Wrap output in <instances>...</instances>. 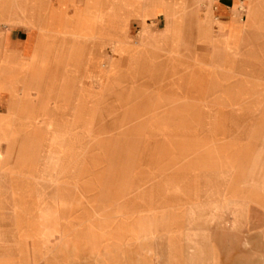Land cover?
Segmentation results:
<instances>
[{"label": "rangeland", "instance_id": "rangeland-1", "mask_svg": "<svg viewBox=\"0 0 264 264\" xmlns=\"http://www.w3.org/2000/svg\"><path fill=\"white\" fill-rule=\"evenodd\" d=\"M67 2L78 14L93 4L0 0V77L12 83L0 82V129L19 126V144L0 146V176L39 177L14 193L38 226L0 184V264H264V0L248 31L249 0L228 19L242 17L234 31L217 0H140L167 12L141 11L153 36L133 23L121 57L91 45L76 71L71 39L56 34ZM202 2L212 30L196 17ZM14 29L34 35L29 49L9 40Z\"/></svg>", "mask_w": 264, "mask_h": 264}, {"label": "crops", "instance_id": "crops-1", "mask_svg": "<svg viewBox=\"0 0 264 264\" xmlns=\"http://www.w3.org/2000/svg\"><path fill=\"white\" fill-rule=\"evenodd\" d=\"M140 0H92L93 4L90 7V12H84L83 14H78L72 11L71 8H73L70 5V2H67L60 5V11L57 10V32L56 34L64 35L66 38H70V60L72 65L75 66V68L72 71L77 70V66H79L80 60L87 58V56H90L89 47L92 45L99 46L102 49H105L107 47H111L114 49V54H117V57H121L120 53L123 52L124 44L122 42V39L124 37H130L131 36V27L133 23H138L141 25H144V23H148L146 18H141V11L142 6L139 2ZM166 2H174V1H180L182 0H165ZM250 7L246 10L247 11V20L245 21L244 27L248 31V27L250 23L252 22L253 18L255 17V13L257 11V2L259 0H249ZM215 8V14L220 19L223 20V26H227L229 24L232 25L231 31L237 30L238 28L243 27L241 24L240 19H242L241 16H238L240 19L234 22L228 20L231 18V14L238 13V11H243L246 9L244 5V0H217ZM235 7V9L233 8ZM89 9V8H88ZM87 9V11H88ZM202 9V10H201ZM93 10H96L95 12H92ZM194 11L196 12V17H203L204 15L208 16V19L210 21V28L212 30L214 22H213V14L211 8L204 4L202 2L199 6L194 8ZM137 14V18L133 15ZM144 14L147 15V17H151L150 21L154 19V21L158 20L159 17L167 18V12L163 15H160L158 12H144ZM235 17V16H234ZM135 18V20H133ZM100 20L102 31L101 34L106 36H98V21ZM231 22V23H230ZM109 23L114 24L115 27L118 29L116 32H109ZM78 24V25H77ZM128 25V26H127ZM75 26V27H74ZM141 27V26H140ZM64 28V29H63ZM74 28V29H73ZM78 28V29H76ZM139 28V27H138ZM41 29V30H40ZM20 29H14L11 30L8 34V38L11 42H17L16 48H28L29 44L33 42L35 39L34 35H30L31 32H29V37L25 39L19 37ZM64 30V31H63ZM146 26L144 25L143 30L141 31L143 37H152L153 35L150 34V32L147 31ZM71 31V32H70ZM70 32V33H69ZM87 32H89L87 34ZM48 31L44 29L42 26L38 27V34L36 36V41L42 42L45 38L48 36ZM72 33V34H71ZM109 34H111L109 36ZM72 36V37H71ZM63 37V36H62ZM115 37V38H114ZM112 38V39H111ZM88 42V44H87ZM141 49V48H140ZM143 50V49H141ZM89 53V54H88ZM141 55L136 56L138 58H142V52L139 51ZM144 53V52H143ZM88 54V55H87ZM31 58V67L35 64H39L40 61V52L39 53H33ZM4 76L0 77V82H5L7 85H12L11 78L8 76V74L5 72L3 74ZM2 95H0V110L2 107H6L9 111V108L7 106V101L9 98V94L7 92H2ZM22 111H27L21 108ZM9 112H3L2 114H8ZM22 114H28L29 112H21ZM1 119V117H0ZM15 124V123H14ZM19 126H9L6 128L0 129V146H3L6 144L5 142L10 141L11 144L7 145L9 147H14L15 145H18L16 140H14L11 136V132L15 129H17ZM21 127V126H20ZM11 152V151H10ZM13 163V162H12ZM10 173V172H9ZM18 173V172H16ZM25 177H34L39 178L36 176H30L26 172L24 174L18 173V175H2L0 176V184L9 186L11 188V191H3V193H11L12 196L9 200L11 204V210L14 209L15 211H18L20 214H22L23 218H25L26 222L33 223L34 226H38V224L34 223V218L31 217L27 211L28 210H35L34 205H31V202L28 198L27 199H20L18 196H16L14 193L18 192L20 190L23 191V187L25 185H19L17 184V180H21ZM28 189L30 186H25ZM20 192L19 194L25 193ZM27 193V192H26ZM30 192H28V195ZM37 210L40 209L39 207L36 208ZM37 223V222H36ZM37 228V227H36ZM45 257V256H44ZM43 257V258H44Z\"/></svg>", "mask_w": 264, "mask_h": 264}, {"label": "bare ground", "instance_id": "bare-ground-1", "mask_svg": "<svg viewBox=\"0 0 264 264\" xmlns=\"http://www.w3.org/2000/svg\"><path fill=\"white\" fill-rule=\"evenodd\" d=\"M77 25H78V24H77ZM74 27H75V26H74ZM63 29H64V28H63ZM73 29H74V28H73ZM76 29H78V28H76ZM63 31H64V30H63ZM70 32H71V31H70ZM70 32H69V33H70ZM71 34H72V33H71ZM67 37H68V36H67ZM71 37H72V36H71ZM87 44H88V42H87Z\"/></svg>", "mask_w": 264, "mask_h": 264}]
</instances>
